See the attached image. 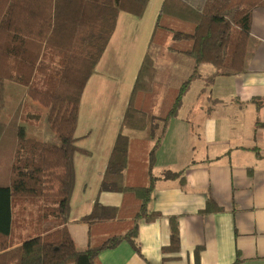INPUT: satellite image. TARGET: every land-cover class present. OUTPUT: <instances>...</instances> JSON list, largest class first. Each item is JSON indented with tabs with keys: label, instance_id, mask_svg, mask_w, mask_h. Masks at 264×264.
I'll use <instances>...</instances> for the list:
<instances>
[{
	"label": "trees",
	"instance_id": "1",
	"mask_svg": "<svg viewBox=\"0 0 264 264\" xmlns=\"http://www.w3.org/2000/svg\"><path fill=\"white\" fill-rule=\"evenodd\" d=\"M148 3L0 0V264H101L99 255L122 242L140 254L139 223L160 218L148 209L158 179L151 172L152 160L133 153L141 145L146 150L158 128L150 116L156 77L153 51L165 47L193 63L191 76L170 91L174 98L166 116L157 119L165 125L182 108L201 65L214 69L202 92L216 77L248 70L259 46L251 33L252 15L264 8V0H163L99 186V193L120 194V205L95 201L79 220L87 227L88 246L78 250L68 223L74 155L87 154L75 145L80 101L118 15L140 19ZM256 107L259 110V102ZM45 123L59 146L45 142ZM124 129L148 131L150 138L131 140ZM162 178L183 180L171 172ZM169 232L164 250L177 251L175 217L169 218Z\"/></svg>",
	"mask_w": 264,
	"mask_h": 264
},
{
	"label": "crops",
	"instance_id": "2",
	"mask_svg": "<svg viewBox=\"0 0 264 264\" xmlns=\"http://www.w3.org/2000/svg\"><path fill=\"white\" fill-rule=\"evenodd\" d=\"M162 2L149 0L140 19L118 15L114 33L82 95L75 145L80 148V142L92 138L98 141L94 147L80 148L87 154L74 155L68 227L76 246L78 242L85 249L87 227L79 220L90 213L96 200L114 207L121 202L120 194L99 193V186ZM251 33L259 46L246 72L216 77L202 92L205 79L214 72L212 66L202 65L198 73L205 70L208 76L193 80L175 118L165 125L157 120L161 118L157 107L150 114L158 125L155 140L146 150L143 145L133 148V153L152 160L151 172L158 179L148 209L160 218L139 223L140 254L122 242L99 255L101 264H264V8L254 10ZM180 64L177 61L168 70L183 69ZM189 70L188 76L193 68ZM104 84L116 89V104L101 118L90 108L100 105L98 99L89 97L90 90ZM163 86L168 91L180 87L170 82ZM122 133L134 141L150 138L148 131L124 129ZM76 158L82 164L78 189ZM167 171L179 173L183 180L162 178ZM170 217L178 222L177 251L164 250L170 244Z\"/></svg>",
	"mask_w": 264,
	"mask_h": 264
},
{
	"label": "rangeland",
	"instance_id": "3",
	"mask_svg": "<svg viewBox=\"0 0 264 264\" xmlns=\"http://www.w3.org/2000/svg\"><path fill=\"white\" fill-rule=\"evenodd\" d=\"M168 45L173 46V44L171 42L168 43ZM153 52H154L155 65L157 68V77H155L156 80H154V84H153V93H152V97H151V102L153 104H151V106H150V114H152L154 111V108L157 107L159 110L157 115L159 117H165L167 112L171 108L170 99L172 100L174 98V94H170V91L166 90V88L163 86V83L170 82L173 86H180L185 80H187L191 76V73H189L190 75L188 76V72H190L189 68L192 70L193 63H192L191 59H189L185 56L183 57L181 55L178 56V54H175V53L174 54L169 53L167 48H165V47L155 49ZM177 61L181 62L182 64L187 63L185 65L180 64L181 66H183V69L185 71L183 69H181L179 71H175V72L168 70V68H170L172 65H174ZM186 61H188V62H186ZM207 67H209V66H207ZM209 69H211V68H209ZM185 72H186V74H185ZM200 75H202L204 77L208 76L206 74L205 70H202L200 73H198L197 76H200ZM209 78L210 77L206 78L205 81H207ZM87 85L88 84H86V86ZM89 87L92 88L90 85H89ZM115 91H116L115 88L110 87L109 85H105V84L102 86H97L93 91L90 90V93L91 92L92 93H91V95L89 93V95H90L89 99H92L93 101L95 99H98V101L100 103V105L94 104V106L90 107V108H93V113L95 116L101 117V118L107 116V112L109 110H111V106L116 104L115 102H113V97H114ZM117 104H118V102H117ZM43 136H44L45 142L51 143L54 145H58V146L60 145L59 140L49 131L46 123L43 127ZM76 136L80 137V135H76ZM97 141H98L97 138H92V139L88 140L87 142H80L79 147L81 146L82 148H84L85 145H90L91 147H94L97 145ZM135 158H136V156L132 155V160L134 161V163H138V161H136L137 159H135ZM81 167H82V164L78 163V160L76 158V180H77L76 189H78L79 183H80V168ZM166 173H170V172H168V171L165 172L163 174V176ZM163 176H161V177H163ZM70 207H71V203H70ZM35 210H36V207L33 211H31L32 215L35 213ZM77 248L80 251L85 250V247H83L78 242H77Z\"/></svg>",
	"mask_w": 264,
	"mask_h": 264
}]
</instances>
